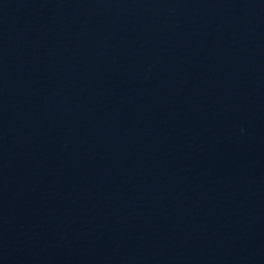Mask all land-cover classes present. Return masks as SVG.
<instances>
[{
	"label": "water",
	"instance_id": "1",
	"mask_svg": "<svg viewBox=\"0 0 264 264\" xmlns=\"http://www.w3.org/2000/svg\"><path fill=\"white\" fill-rule=\"evenodd\" d=\"M0 264H264V0H0Z\"/></svg>",
	"mask_w": 264,
	"mask_h": 264
}]
</instances>
